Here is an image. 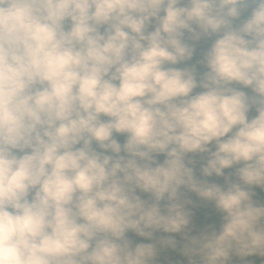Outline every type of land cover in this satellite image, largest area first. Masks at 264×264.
I'll return each mask as SVG.
<instances>
[{"label": "clouds", "instance_id": "clouds-1", "mask_svg": "<svg viewBox=\"0 0 264 264\" xmlns=\"http://www.w3.org/2000/svg\"><path fill=\"white\" fill-rule=\"evenodd\" d=\"M209 36L199 79L175 67ZM190 153L202 177L239 165L237 181L197 179ZM253 186L264 0H0V264H154L177 247L155 232L181 234L187 264L264 257ZM182 187L223 214L218 230L190 234Z\"/></svg>", "mask_w": 264, "mask_h": 264}, {"label": "flooded vegetation", "instance_id": "flooded-vegetation-1", "mask_svg": "<svg viewBox=\"0 0 264 264\" xmlns=\"http://www.w3.org/2000/svg\"><path fill=\"white\" fill-rule=\"evenodd\" d=\"M247 12L243 13L242 16L240 17V20L246 18ZM240 21H233L234 24H238ZM215 39L214 36H209V37H202L198 41H189V43L192 44L194 52L193 56L190 60L185 61L183 64H177L175 67L183 68V67H195L196 73H197V78L199 79V76L206 71V68L201 64L198 63L202 59V54L204 51L207 50V48L210 46L212 40ZM233 87H236L240 90L245 91L246 94H251L249 89H243L239 85H233ZM200 91L199 88L194 89V93ZM255 114V113H254ZM252 114V115H254ZM249 115V116H252ZM210 149L212 146H209ZM160 157H163L160 155ZM188 159H191L193 163L189 165L190 167L193 168V173L194 176L197 179H204L208 183H215L220 186L225 185V177L228 178L229 181H237V177L235 176V171L236 168L239 167V165H234L232 168L225 169L223 170V175L220 177H217L215 175H212L210 177H202L200 174V167L201 165L205 162L206 159V154H200V153H195L192 154ZM187 159V160H188ZM255 186L252 187V199L255 203L264 205V189H261L258 187L256 195H253ZM180 198L184 200H189L191 201V204L186 205L187 209L190 211L191 216H190V224L189 228L191 231L196 232L199 230V228L204 229L205 227H211V228H219V225L221 223V217L223 214H218L220 213L218 210L215 209V206L212 202L210 201H204L201 200L197 195L193 192H190V195L184 193L183 191L179 190ZM143 199H145L143 197ZM163 203V202H162ZM207 212H214L215 214H207ZM190 234L193 235V233ZM127 238L130 239L134 244L135 243H147L148 241L144 240L142 237L136 236L134 233L129 232L126 234ZM154 239H159L164 236H172L173 239L177 241V247L176 249H170V248H162L159 249L157 252V255L155 257L154 264H171L176 262L175 258L173 257L174 255L172 254L173 251L178 252L180 251V247L183 243L181 234L179 233H172V234H167L163 232H155L153 234ZM181 264H187V262H183Z\"/></svg>", "mask_w": 264, "mask_h": 264}, {"label": "trees", "instance_id": "trees-1", "mask_svg": "<svg viewBox=\"0 0 264 264\" xmlns=\"http://www.w3.org/2000/svg\"><path fill=\"white\" fill-rule=\"evenodd\" d=\"M114 138L117 139V141H118L119 143H123V141H124V139H125V137H124L123 135H115ZM94 147H95V145H94ZM156 159H157L158 161H162V160H163V157L157 156ZM180 191H183L184 193L190 195V192L187 191V189H185V188H183V187L180 189ZM140 196H141V198L144 197L145 199H148V194H144V193H143V194L140 195ZM215 229L218 230L219 228L216 227ZM200 230H201V228H199V230H197L196 232L191 231V233H193V235H195V234H196L198 231H200ZM172 254L174 255L173 257L175 258V261H176V262L171 263V264H181V263H183V262H187V258H186L185 256H183V255L181 254L180 251H178V252L173 251ZM237 258H240V257H237V256H235V255L230 256V259H229V261H228V264H237V263H235L236 261H240V260H242V259L237 260ZM234 261H235V262H234Z\"/></svg>", "mask_w": 264, "mask_h": 264}, {"label": "crops", "instance_id": "crops-1", "mask_svg": "<svg viewBox=\"0 0 264 264\" xmlns=\"http://www.w3.org/2000/svg\"><path fill=\"white\" fill-rule=\"evenodd\" d=\"M241 258H237L239 260ZM261 261H264V257H257V256H251V257H244L240 261H234L237 264H248V262H251V264H261Z\"/></svg>", "mask_w": 264, "mask_h": 264}, {"label": "water", "instance_id": "water-1", "mask_svg": "<svg viewBox=\"0 0 264 264\" xmlns=\"http://www.w3.org/2000/svg\"><path fill=\"white\" fill-rule=\"evenodd\" d=\"M188 35H189V34L185 33V37H184V38L187 39V38H188ZM254 113H255L254 110H250L249 115H252V114H254ZM192 154H193V153H190V154H187V155H186V157H185L186 161H187V159H188L190 156H192ZM257 189H258V187L255 186L254 191H253V195H256V193H257ZM205 213H207V214H215L214 212H208V211H207V212L205 211ZM218 214H222V213H218Z\"/></svg>", "mask_w": 264, "mask_h": 264}, {"label": "rangeland", "instance_id": "rangeland-1", "mask_svg": "<svg viewBox=\"0 0 264 264\" xmlns=\"http://www.w3.org/2000/svg\"><path fill=\"white\" fill-rule=\"evenodd\" d=\"M139 195H142L143 193H138Z\"/></svg>", "mask_w": 264, "mask_h": 264}]
</instances>
